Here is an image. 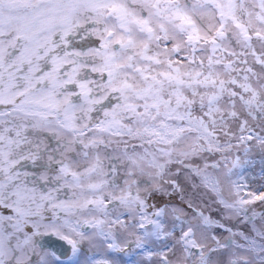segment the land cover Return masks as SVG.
Listing matches in <instances>:
<instances>
[{
  "label": "snow or ice",
  "instance_id": "obj_1",
  "mask_svg": "<svg viewBox=\"0 0 264 264\" xmlns=\"http://www.w3.org/2000/svg\"><path fill=\"white\" fill-rule=\"evenodd\" d=\"M257 203L264 0H0V264H264Z\"/></svg>",
  "mask_w": 264,
  "mask_h": 264
},
{
  "label": "rangeland",
  "instance_id": "obj_2",
  "mask_svg": "<svg viewBox=\"0 0 264 264\" xmlns=\"http://www.w3.org/2000/svg\"><path fill=\"white\" fill-rule=\"evenodd\" d=\"M209 171L211 172V169H209ZM250 171L252 172H258L259 171V163L257 161V165L256 167H254L253 169H251ZM193 180L196 181V183H199V179L196 177H193ZM179 183L181 184V187L184 189V194L182 195L181 192L179 191H171L170 195H157L155 200L153 201L154 203H169V204H173L176 206H183V200L186 199L188 196L191 195L192 193V188L190 185V182H185L184 176H181L179 178ZM259 183V182H257ZM255 186V185H254ZM197 201L199 202L200 200H205L209 202V205L211 203V193H207L206 195L204 194V189L200 190V193L197 195L196 197ZM255 208V210L258 213L264 212V207H262L259 203H257L256 205L253 206ZM206 212H211V215L216 218V219H220L219 213L216 210V208L214 206H210L209 208L205 209ZM256 224L259 225L261 223L259 217H257L256 219ZM230 226H232L234 224V221L229 222ZM251 225L250 224H235L234 226V231H243L245 233H248L250 231ZM224 237H227L229 234L227 232H224L222 229L217 230V234H221ZM237 242H242L240 240L239 237H236ZM85 247H87V245H85ZM127 259V257H126Z\"/></svg>",
  "mask_w": 264,
  "mask_h": 264
},
{
  "label": "water",
  "instance_id": "obj_3",
  "mask_svg": "<svg viewBox=\"0 0 264 264\" xmlns=\"http://www.w3.org/2000/svg\"><path fill=\"white\" fill-rule=\"evenodd\" d=\"M51 244L53 245L54 248L61 250V251L68 248V246L64 244V242L57 241L55 238H51ZM61 258L66 259V257H61Z\"/></svg>",
  "mask_w": 264,
  "mask_h": 264
}]
</instances>
